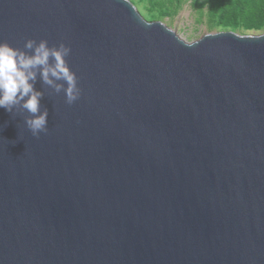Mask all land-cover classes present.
Segmentation results:
<instances>
[{"label":"water","instance_id":"obj_1","mask_svg":"<svg viewBox=\"0 0 264 264\" xmlns=\"http://www.w3.org/2000/svg\"><path fill=\"white\" fill-rule=\"evenodd\" d=\"M28 39L70 48L80 97L38 75V136L0 108V264H264V32L0 0V43Z\"/></svg>","mask_w":264,"mask_h":264},{"label":"clouds","instance_id":"obj_2","mask_svg":"<svg viewBox=\"0 0 264 264\" xmlns=\"http://www.w3.org/2000/svg\"><path fill=\"white\" fill-rule=\"evenodd\" d=\"M70 51L64 43L49 47L46 40L37 43L28 39L24 50L0 43V108L10 113L14 108L26 111L25 124L33 136L47 131L48 112L47 109L41 112L40 105L43 93L34 88L38 75L42 84L57 94L63 91L67 104L80 97L77 77L65 59Z\"/></svg>","mask_w":264,"mask_h":264},{"label":"rangeland","instance_id":"obj_3","mask_svg":"<svg viewBox=\"0 0 264 264\" xmlns=\"http://www.w3.org/2000/svg\"><path fill=\"white\" fill-rule=\"evenodd\" d=\"M146 21H160L182 39L195 41L206 33L230 31L218 28L206 14V0H129ZM238 34H259L263 30H236Z\"/></svg>","mask_w":264,"mask_h":264},{"label":"trees","instance_id":"obj_4","mask_svg":"<svg viewBox=\"0 0 264 264\" xmlns=\"http://www.w3.org/2000/svg\"><path fill=\"white\" fill-rule=\"evenodd\" d=\"M206 14L222 30H263L264 0H206Z\"/></svg>","mask_w":264,"mask_h":264}]
</instances>
